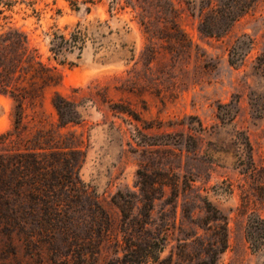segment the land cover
Returning <instances> with one entry per match:
<instances>
[{
	"label": "rangeland",
	"instance_id": "obj_1",
	"mask_svg": "<svg viewBox=\"0 0 264 264\" xmlns=\"http://www.w3.org/2000/svg\"><path fill=\"white\" fill-rule=\"evenodd\" d=\"M130 2L0 0V30L22 27L62 76L26 105L25 133L50 129L81 148L89 196L72 213L92 221L97 200L109 216L101 232L74 227L96 238L83 264H116L127 238L149 254L140 264H264V0L212 32L202 18L221 0ZM55 90L78 102V121L59 125ZM14 123L0 92V132ZM10 239L0 234V264L20 262Z\"/></svg>",
	"mask_w": 264,
	"mask_h": 264
},
{
	"label": "trees",
	"instance_id": "obj_2",
	"mask_svg": "<svg viewBox=\"0 0 264 264\" xmlns=\"http://www.w3.org/2000/svg\"><path fill=\"white\" fill-rule=\"evenodd\" d=\"M253 1L221 0L212 4L202 18L203 27L210 32L213 27L227 31ZM81 2L94 3L96 0ZM129 3L130 0H113L115 7ZM86 9L90 10L91 6ZM3 12L0 8V13ZM68 41L62 35L60 41L53 43L52 49L60 53ZM61 79L56 66L46 62L39 49L31 44L27 31L14 24L0 30V92L13 98L15 114L14 126L0 132V234L11 238L9 246H12L14 260L20 261L18 264L44 261L78 264V259L83 264L89 257L84 248L96 238L79 235L74 227L83 222L91 228L100 226L98 231L101 232L103 223L109 221L108 213L97 200L90 205L94 215L92 221L77 220L72 213L75 209L72 203L89 196L79 176L81 148L69 144L62 136L57 138L50 129L38 128L31 134L24 131L27 127L24 122L26 105L41 101L46 89L58 85ZM52 103L60 126L79 120L80 111L75 99L55 90ZM146 197L148 201L152 198L150 194ZM207 201V209L214 212L215 218H221L219 209ZM16 237L28 246L26 258L20 257L14 246ZM122 247L123 254H118L116 264H140L149 259V254L138 251L128 238ZM3 264L14 263L11 259Z\"/></svg>",
	"mask_w": 264,
	"mask_h": 264
}]
</instances>
